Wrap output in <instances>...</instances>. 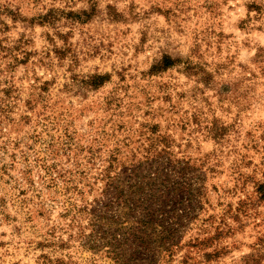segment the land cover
I'll return each instance as SVG.
<instances>
[{"label":"rangeland","instance_id":"374dc122","mask_svg":"<svg viewBox=\"0 0 264 264\" xmlns=\"http://www.w3.org/2000/svg\"><path fill=\"white\" fill-rule=\"evenodd\" d=\"M0 264H264V0H0Z\"/></svg>","mask_w":264,"mask_h":264},{"label":"trees","instance_id":"16d2710c","mask_svg":"<svg viewBox=\"0 0 264 264\" xmlns=\"http://www.w3.org/2000/svg\"><path fill=\"white\" fill-rule=\"evenodd\" d=\"M172 64H173L172 61H167V62H166V65H167V66L172 65ZM108 171H110V169H105V170L103 171V173H101V174H103V176H106V177H111V176H110L111 173H108ZM30 176H31L30 171H28V170L23 171V176H22L23 180H25L27 183H29V184L32 185V182H31ZM53 180H55V179L53 178ZM105 207H108V204L105 205ZM67 209H68V207H67ZM94 211H98L97 208H95Z\"/></svg>","mask_w":264,"mask_h":264}]
</instances>
